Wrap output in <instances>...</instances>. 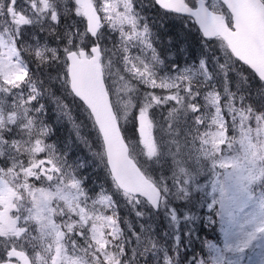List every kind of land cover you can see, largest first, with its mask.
Here are the masks:
<instances>
[{"label":"snow or ice","instance_id":"1","mask_svg":"<svg viewBox=\"0 0 264 264\" xmlns=\"http://www.w3.org/2000/svg\"><path fill=\"white\" fill-rule=\"evenodd\" d=\"M150 6L198 38L170 24L163 45L119 0H0V264H197L192 233L162 226L195 205L193 185L238 137L264 134V102L249 99L264 97V72L225 39L237 31L227 0ZM46 97L69 119L79 109L77 140L106 181L88 183L82 157L52 139ZM158 236L169 247L149 250Z\"/></svg>","mask_w":264,"mask_h":264},{"label":"rangeland","instance_id":"2","mask_svg":"<svg viewBox=\"0 0 264 264\" xmlns=\"http://www.w3.org/2000/svg\"><path fill=\"white\" fill-rule=\"evenodd\" d=\"M14 18L19 22L18 15ZM237 140L238 146L226 156L227 165L216 168V174L202 182V189L193 185L194 191L205 193L222 225L220 234L211 229L217 241L204 236V258L197 257V264H264V231L260 230L264 226V134L257 136L253 130L251 138L242 135ZM185 179L190 180L191 174ZM212 193L217 195L212 197ZM197 206L209 211L204 199ZM168 225L173 237L177 235L171 217ZM146 246L152 251L160 249Z\"/></svg>","mask_w":264,"mask_h":264},{"label":"trees","instance_id":"3","mask_svg":"<svg viewBox=\"0 0 264 264\" xmlns=\"http://www.w3.org/2000/svg\"><path fill=\"white\" fill-rule=\"evenodd\" d=\"M132 1V0H131ZM136 8L135 11L132 10V6L126 10L127 13H135L137 16H141L144 13L153 14V17H147V22L149 23V26L151 30L157 34L158 38L161 40H164L167 44L169 35L167 34L169 32L168 25L172 24L175 27L172 28V31H176L177 33L183 32L188 33L189 31L192 32L193 37L198 38V33L195 32V29H186L184 26L177 20H174L173 17L168 15H163V13L158 8L151 7V0H134ZM9 13H11V10H9ZM203 55H210L203 54ZM241 89L245 92H255V87H258L259 85L256 84L253 87H247L243 80H241ZM55 94L59 95V90H55ZM67 103L71 105V100L64 98ZM249 99L252 103L256 105H260L262 102H264V97L257 98L255 96H250ZM44 103L46 105L47 109V119L48 122L52 125V128L55 130L54 136L52 139H55L57 143L61 146H67L71 150V155L73 157H76L79 155L82 157V160L80 163L84 165V168L81 169L82 173H85L89 176L90 180L88 183H91V181H102L105 180V176L102 169L93 170L96 168V161L92 160V158L89 156V153L87 149L84 147L83 144L79 143L77 140L76 135V128L74 127L73 121L76 122H82L83 117L80 113L79 109L75 106L71 107V117L72 119H69L67 116H65L63 113L57 112V101L51 100L49 98H45ZM85 127L80 128V132L82 135H88L91 136L92 133L89 131V129L86 127L87 121H84ZM131 134V133H129ZM91 160V163H90ZM93 188H95V185H92ZM195 192V205L194 206H188L181 210V214L179 216L180 221H182L183 227L182 232H191V236L185 237V243L189 244V241L195 242V249L194 254L196 257H201L203 255L204 258V236L209 237L212 240L217 241L218 235L214 232H211V229L218 228V222H217V216L214 212V210L207 211L202 206H197L200 203V199H204L205 204L208 205V199L205 197H202L199 199V196L196 191ZM163 213V209H162ZM219 219H223L222 217ZM222 225H220L221 227ZM168 232L166 220L165 225L162 226L161 233ZM159 246L169 247L167 244V241L164 243V239L161 237H157L155 241ZM190 246V245H189ZM172 259V262L176 264V258L175 255H171L170 257Z\"/></svg>","mask_w":264,"mask_h":264},{"label":"water","instance_id":"4","mask_svg":"<svg viewBox=\"0 0 264 264\" xmlns=\"http://www.w3.org/2000/svg\"><path fill=\"white\" fill-rule=\"evenodd\" d=\"M163 2L167 3L168 0ZM227 2L232 9V17H235L237 31L230 33L225 30L223 33L225 39L234 48L239 46L247 49L249 55L242 58L254 68L264 72V11L255 6V0H227ZM87 14L90 18L95 16L91 10Z\"/></svg>","mask_w":264,"mask_h":264}]
</instances>
